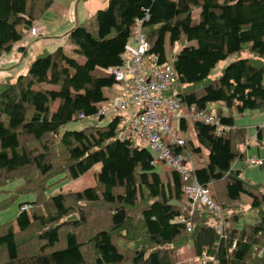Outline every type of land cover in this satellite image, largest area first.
<instances>
[{
  "label": "trees",
  "instance_id": "obj_1",
  "mask_svg": "<svg viewBox=\"0 0 264 264\" xmlns=\"http://www.w3.org/2000/svg\"><path fill=\"white\" fill-rule=\"evenodd\" d=\"M54 1L0 0V56ZM138 27L149 44L147 60L164 64L166 47L170 57L179 48L171 61L176 82L162 96L197 110L218 104L209 112L229 127L217 134L214 125L188 118L189 138L183 118L184 144L171 146L186 159L189 151L205 157L191 179L208 189L214 209L190 208L178 172L159 174L144 145L117 137L121 114L105 125L61 131L74 120L103 118L94 114L107 100L104 90L117 83L108 69L120 65ZM66 39L70 54L59 45L0 85V186L20 177L22 191L37 193L19 204L13 221L0 224V264H179L174 254L189 241L197 264H211L203 254L213 264H264V185L234 168L245 158L246 137L231 114L264 112V0H107ZM244 51L250 57L235 58L210 78L220 61ZM263 130L256 129L259 144ZM94 164L95 186L44 196L48 178L76 179ZM245 214L256 219L238 227Z\"/></svg>",
  "mask_w": 264,
  "mask_h": 264
},
{
  "label": "built area",
  "instance_id": "obj_2",
  "mask_svg": "<svg viewBox=\"0 0 264 264\" xmlns=\"http://www.w3.org/2000/svg\"><path fill=\"white\" fill-rule=\"evenodd\" d=\"M31 31L33 32L32 29ZM148 50L149 44L138 27L135 35L124 45L120 65L108 69L114 81L124 86L125 97H113L108 109H98L94 117L104 116L110 110L134 108L132 118L123 124L117 137L121 140H134L144 145L153 156V165L160 163L178 172L185 182L181 190L188 197L190 208L201 203L214 209V205L207 196L208 189L199 186L195 179H191V174L186 168L188 164L186 158L181 152L173 150L171 146L182 147L184 144V137L178 128V123L183 118L212 124L216 127L217 134L229 127L220 126L207 110H197L194 106H190L185 113L177 98L162 96L176 82V77L171 62L157 64L156 56L148 61L145 58ZM263 162L260 158L244 160V164L248 167H260ZM179 221L184 222V219L180 218ZM186 225L189 230V223L187 222ZM218 230L220 231V227ZM202 257L205 261L214 263L212 257H207L206 254Z\"/></svg>",
  "mask_w": 264,
  "mask_h": 264
},
{
  "label": "rangeland",
  "instance_id": "obj_3",
  "mask_svg": "<svg viewBox=\"0 0 264 264\" xmlns=\"http://www.w3.org/2000/svg\"><path fill=\"white\" fill-rule=\"evenodd\" d=\"M63 1H68V0H63ZM106 1L104 3V0H81V8L79 7V10L82 12H86L88 10H95L96 8L101 9L104 8L106 5ZM58 3H62L58 0L54 1V7L55 8H60L61 6ZM99 7H95V4H99ZM92 6V8L90 7ZM53 7L52 10L45 11L44 14L39 17V21L43 24H50L51 26H54L56 24L59 25V27L62 26V28H65L64 22L61 24L59 23L61 18L57 14V10ZM93 12V11H91ZM90 15L92 13H89ZM192 18L196 20L198 18V9H194L192 11ZM57 27V26H55ZM55 29L58 31V28ZM33 30V29H32ZM60 40V39H59ZM61 45L63 46V50L67 53H71L72 46L68 43L67 39L66 41L63 40L61 42ZM24 49V48H23ZM166 56L168 59L171 57V53L169 52L168 48L166 47ZM250 57V53L247 51L242 52L238 56H229L225 60L220 61L212 70L210 73V78H217L221 72L222 69L232 62L235 58H248ZM149 57H146L148 59ZM151 60V59H150ZM148 60V61H150ZM121 83H115L113 87L106 88L104 90L105 96H108L107 92L114 91L118 87H123L121 86ZM119 88V89H120ZM110 97H107V100ZM104 101L103 103L107 102ZM102 103V104H103ZM219 105L218 104H211L208 105V110L211 111L215 108H217ZM121 114L122 116V122L123 124L127 121L126 120V115L128 114V110H111L103 116V118L99 121L96 118L92 119H80V120H74L69 122L66 126H64L61 131L64 129L67 130H78L81 129L85 126L92 125V124H99V125H105L107 124L112 117L115 115ZM232 116L234 117V122L235 126L240 127L243 130V133L245 134L246 141H244V147H245V159H250V158H260L264 160V130L262 134V144H259L255 140V135H256V129L257 127L264 126V112L259 111L257 109L253 110H246L243 114H237L236 112H231ZM126 120V121H125ZM193 129H192V123L188 121L187 123V130L185 132V136L189 138H193ZM248 139V140H247ZM195 142V140H194ZM60 147H56V150L58 151ZM188 164L186 165V168L188 172L191 174V168L193 166L198 167L202 166L205 163V157L204 156H198L192 151H189V156L188 159H186ZM243 161H236L233 165L237 170H241V176L247 180H251L252 182H255V184H263L264 185V164L263 166H253V167H248L244 164ZM100 169V164H94L87 172H85L83 175L76 179H70L67 174H59L52 176L48 178L45 182V194L44 196H53L58 193H65V192H78L81 190H84L86 188H90L96 185L95 181V176L99 172ZM155 170L159 172V174H163L164 171L171 170L170 168L162 165V164H157L155 165ZM55 173V172H53ZM35 176V174L33 175ZM30 189H35L34 185L31 184L28 186ZM23 188V180L20 177H16L13 180L5 183L4 185L0 186V224L7 223L10 221H13L14 218L16 217L19 209V204L21 202H30L36 199L37 193L35 191H28L24 192L21 190ZM42 199L43 197L40 198L39 204H42ZM72 202L73 200H69ZM255 220V217L251 214H245L239 219V222L237 224L238 227L242 226L243 224H253ZM220 227V226H219ZM218 228V227H217ZM191 251L192 249V243L188 242L185 246H183L181 249L177 250L175 252L174 257L179 260V264H197L194 259H192V254ZM207 257H212V255H206Z\"/></svg>",
  "mask_w": 264,
  "mask_h": 264
},
{
  "label": "crops",
  "instance_id": "obj_4",
  "mask_svg": "<svg viewBox=\"0 0 264 264\" xmlns=\"http://www.w3.org/2000/svg\"><path fill=\"white\" fill-rule=\"evenodd\" d=\"M58 1L62 2V3H58L61 7L55 8L54 5H52L48 9V11L52 10L54 7L57 10L56 11L57 14L61 18H63V19L59 20V23L61 24L62 22H64L65 28H62V26L59 27L58 24H56L54 26H51L50 24H48V25L43 24L39 21V19L37 21H35L33 23V26H32L33 32L32 31L29 32L22 40L15 43L12 47V50L9 53H5V54H2L0 56V85L4 81H6V78H8V77L15 76L18 74H24L26 72L27 66L29 65L31 60H33L36 56L40 55L41 53L52 51L57 46L61 45V42H63V40H65L66 34L68 33V31L71 28H73L76 24L82 22L87 17H89L90 16L89 13L93 14L96 10H98V8H96L95 10H88L86 12L80 11L79 7L81 8V0H68V1L58 0ZM104 3H105V0H104ZM98 5H100V3L95 4V7H99ZM90 7L92 8L91 5H90ZM91 11H93V12H91ZM55 26L59 27L58 31L55 30V29H57V27H55ZM171 59L173 60V56L170 58V60L168 62H171L172 61ZM119 88L120 87H118L114 91L107 92V94L110 98L107 100V102L103 103L100 108L108 109L110 102H111V99L113 97H115V96L123 97L124 96V93H125L124 86L121 87L120 89ZM108 96H106V97H108ZM187 108L188 107L183 106L185 113L187 112ZM127 110H128V114L126 115L127 116L126 120L132 118V115L135 112L134 108H129ZM110 111H108V112H110ZM108 112L106 114H108ZM185 120H187V122L190 121L188 118ZM235 127H237V126H235ZM260 127H262V126H260ZM243 150L245 151V147H243ZM263 164H264V162H263ZM253 183H255V182H253ZM185 245H183V246H185ZM181 248H179V249H181ZM192 249H193V245H192ZM191 254H192V259H194L195 258L194 252L191 251ZM177 261H179V260H177Z\"/></svg>",
  "mask_w": 264,
  "mask_h": 264
},
{
  "label": "water",
  "instance_id": "obj_5",
  "mask_svg": "<svg viewBox=\"0 0 264 264\" xmlns=\"http://www.w3.org/2000/svg\"><path fill=\"white\" fill-rule=\"evenodd\" d=\"M260 111H263V109H260Z\"/></svg>",
  "mask_w": 264,
  "mask_h": 264
},
{
  "label": "clouds",
  "instance_id": "obj_6",
  "mask_svg": "<svg viewBox=\"0 0 264 264\" xmlns=\"http://www.w3.org/2000/svg\"><path fill=\"white\" fill-rule=\"evenodd\" d=\"M105 116V115H104ZM28 207V206H27Z\"/></svg>",
  "mask_w": 264,
  "mask_h": 264
}]
</instances>
